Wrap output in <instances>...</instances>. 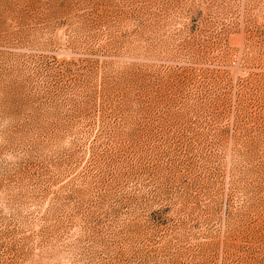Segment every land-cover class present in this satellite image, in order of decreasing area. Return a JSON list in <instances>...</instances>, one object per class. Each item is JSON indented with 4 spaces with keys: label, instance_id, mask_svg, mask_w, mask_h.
<instances>
[{
    "label": "rangeland",
    "instance_id": "rangeland-1",
    "mask_svg": "<svg viewBox=\"0 0 264 264\" xmlns=\"http://www.w3.org/2000/svg\"><path fill=\"white\" fill-rule=\"evenodd\" d=\"M0 264H264V0H0Z\"/></svg>",
    "mask_w": 264,
    "mask_h": 264
}]
</instances>
